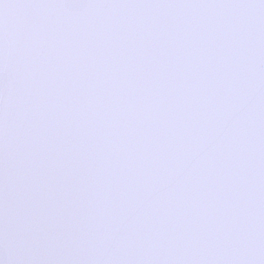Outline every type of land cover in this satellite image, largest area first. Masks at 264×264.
<instances>
[{"label":"snow or ice","instance_id":"obj_1","mask_svg":"<svg viewBox=\"0 0 264 264\" xmlns=\"http://www.w3.org/2000/svg\"><path fill=\"white\" fill-rule=\"evenodd\" d=\"M0 264H264V0H0Z\"/></svg>","mask_w":264,"mask_h":264}]
</instances>
